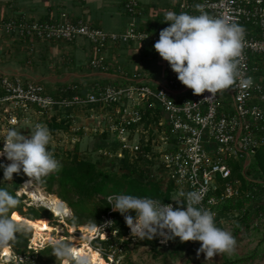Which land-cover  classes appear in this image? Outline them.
I'll use <instances>...</instances> for the list:
<instances>
[{
    "label": "built area",
    "instance_id": "obj_1",
    "mask_svg": "<svg viewBox=\"0 0 264 264\" xmlns=\"http://www.w3.org/2000/svg\"><path fill=\"white\" fill-rule=\"evenodd\" d=\"M124 8L130 21L129 28L122 33L107 32L83 21L73 22L67 16L58 22H48L15 15L0 21V34L66 42L85 37L95 50L90 66L109 72L111 64L106 60L105 50L110 44L146 41L154 45L161 31L141 27L147 21L140 0H124ZM177 8L179 13L191 15L203 11L214 17L227 16L245 28L241 71L245 77L253 78L251 88L241 90L234 87L214 96L208 92L187 95L190 89L185 90L186 86L178 80L175 72L162 78L137 72L132 77L121 75L116 82L106 86H91L85 93H81L82 86L78 84L62 87L55 93L41 82L7 77L0 82L5 93L0 96V104L12 102L20 112L33 106L48 117L46 119L58 117V121L62 119L59 112L67 113L69 108L88 111L100 127L95 132L109 134L111 141L115 140L118 145L117 151L105 149L101 154L123 158L128 151L135 161L148 160L154 180L165 181V185L173 184L170 201L149 198L175 206L172 200L184 201L181 192L201 191L202 206L210 208L215 219L226 204L242 201L241 208L228 211V214L236 213L240 217L241 223H235L233 228H241L240 232L250 229L264 232V204L261 200L264 180L249 173L253 158L264 146V0H182ZM96 108L101 109L98 117L94 116ZM50 111L56 113L50 116ZM74 115L77 114L68 115L72 124L76 121ZM7 120L10 125H18L20 114L9 111ZM43 124L47 126V123ZM81 130L78 127L75 131L79 133ZM237 161L240 169L236 167ZM238 170L248 183L254 185L245 186ZM115 213L111 208L103 215L99 226L108 221L112 223L93 234L89 244L100 250L106 264H125L124 243L132 235L128 227L127 233L119 237ZM244 219L247 221L243 222ZM114 238L119 240L94 245L98 239ZM159 243L170 244L161 237ZM34 245L31 249L35 252L42 249L38 242ZM20 259L25 263L23 256Z\"/></svg>",
    "mask_w": 264,
    "mask_h": 264
},
{
    "label": "clouds",
    "instance_id": "obj_2",
    "mask_svg": "<svg viewBox=\"0 0 264 264\" xmlns=\"http://www.w3.org/2000/svg\"><path fill=\"white\" fill-rule=\"evenodd\" d=\"M196 8L199 10L200 6ZM165 22L169 27L160 31L154 49L194 95L208 92L214 96L234 87L245 90L253 86V78L245 77L241 71L245 47L243 26L227 16L214 17L203 11L199 15L168 11ZM2 141L0 157L10 162L0 163L4 180L11 181L13 174L23 171L29 177L25 184H30L62 168L49 150L52 134L43 123H36L27 135L11 127ZM180 195L184 201L172 200L175 206L128 194L109 195L107 200L112 210L124 217L134 238L152 240L159 236L167 242L178 237L181 242H200L197 256L203 253L207 261L217 254H233L236 238L230 231L216 226L215 213L202 206L203 193L190 191ZM19 204V199L0 189V251L10 249L17 234L26 230L12 211ZM133 212L135 216L131 215ZM111 223L89 224L82 247L54 237L48 239L47 246L62 264H102L100 250H93L88 243L93 234Z\"/></svg>",
    "mask_w": 264,
    "mask_h": 264
},
{
    "label": "rangeland",
    "instance_id": "obj_3",
    "mask_svg": "<svg viewBox=\"0 0 264 264\" xmlns=\"http://www.w3.org/2000/svg\"><path fill=\"white\" fill-rule=\"evenodd\" d=\"M0 35L1 37L3 36L5 37V35L3 34ZM10 37L21 39L20 37L13 35H11ZM24 39H28V38H24ZM1 45L4 46V43H2ZM10 51L13 52L11 55L16 54L14 50L10 49ZM3 52L0 54V64H3L4 62L5 64H7L9 63L8 58L10 59L12 56H9L8 58L7 57L4 58L3 54L5 53L8 54L9 50L4 49ZM147 52H148L147 54L148 56L145 59L144 63H142L141 70H144L146 74V70L148 69L149 71L155 73V75L158 78L164 77V73L168 71L169 68H171L168 62L164 61L159 56V54L154 49V45L150 46ZM30 54L31 53L28 52V56ZM32 54H34V52H32ZM23 55L24 54L22 53V56ZM22 61H24V59L17 60V62L21 63V65L25 66V68L29 67L30 64H28V62L25 61L22 62ZM50 62L51 60L49 59V63ZM5 67H8V65H6ZM80 73L83 74L84 71ZM1 75L3 78H7V77L13 79L21 78L24 82L31 81V80H25L24 78L17 75L4 74V73H2ZM79 78L80 79L76 78L77 79L76 80L74 76L71 77L69 74H66V75L56 76L54 79L48 78L49 82H45L43 84H45L46 88L50 92L57 93L59 89H61L62 87L64 88L65 83L68 84L67 87L76 83H80L83 85L88 84V82L82 79V77ZM58 81L62 82L63 84L61 85L55 84ZM116 81L117 79H115L113 82ZM100 110H101L100 108H96V111L94 113L95 117H98V115L101 113ZM9 111H13V113L16 115H18V113L20 114V120L18 125H10L8 123L7 117ZM74 112L77 114L74 115L76 120L74 124L71 123V125L69 126L67 125L68 127L64 129H60L54 134L50 131L52 134V141L49 145V150L51 151L55 150L56 153L59 154V156L56 157V159L60 161L62 160V157L66 158V156H68L67 153L72 151L75 148L76 144L80 142L81 156L93 160L99 166H101L102 169L105 170L113 169L119 171L118 166L110 162V159L115 157L109 156L107 158H104L101 157L100 155L102 153L101 151L98 152L94 150L95 145H97V143L100 144L101 142L100 139L101 135L99 134V132H95L97 128L100 129L97 121L94 118L90 117V112L85 111L83 109L79 110L78 108H74ZM55 113L56 111L53 112L50 111L49 115L53 116ZM46 118L48 117H45V115L41 114L33 106L29 107L24 112H20L17 108H15V105L12 102H3L2 104H0V144H3L2 139L4 138L9 128L15 127L18 131H21L22 134L27 135L31 133L33 126L38 121L41 120L42 123L44 122L47 123L48 119ZM60 118H62V116H60ZM78 127L82 128L81 131L82 137L80 134H77L75 131L76 129H78ZM107 137H109V135ZM3 160H5L7 163H10L9 161L6 160V158ZM253 160H255V157L253 158ZM236 163H237L236 167L238 166V164L240 165V162L237 161ZM237 168L240 169L239 166ZM237 173L240 175V170H238ZM150 175L149 177H147L146 180L154 179L152 177V174ZM9 182H12V180ZM137 189L139 191H142L143 193L142 197L143 196L152 197V194L157 191L156 190L157 187L155 185H149L144 187L142 184H140L137 186ZM54 190L56 192L59 191L58 185L55 187ZM16 193L18 197L23 198V210L25 212L27 213L38 212L39 214L44 216L43 218H46L50 224L56 227V229L52 232L54 238H63L74 245L82 244L83 242H85L84 237L87 236L88 233L86 230H83L81 228L83 224L72 226L69 223L68 219L73 218L74 212L72 211V208L69 206L67 202L61 199L62 202L60 204V208L65 210L69 208L68 213L62 214L61 216H58L56 214L55 206L52 204L53 196H51V194L55 196H57V194L50 193L46 188L40 186V184L36 181H32L31 186L29 188L24 186V183H22L20 189ZM71 197L76 198L75 195H72ZM85 218L87 222L93 220V219H87V217ZM235 223L236 224L241 223L240 217L236 215V213L233 214L227 213V215H225V218L221 222L216 223L217 227L230 231L233 234V236L236 238L237 241L236 249L235 252L231 255L217 254L212 258V260L207 261L203 253L197 256V250L200 248V242H197L194 245H188V248H186L178 257L173 259L171 258V256L168 255V252H170L169 248L177 246L178 241H175L173 244H171L172 246L161 245L162 247H159L154 244L153 245L142 244L140 242V239L131 236V237H127L128 239H126L129 240L130 243L128 245H125L126 247L125 249L126 252L124 255L125 264H264V232H261L256 229H250L247 230L246 232H241L237 234L236 233L237 228L235 229L233 228ZM89 224L87 223L85 225H89ZM25 226H26V230L21 233H18L16 240L28 239V246L25 249L26 254L17 253L15 247L11 246L10 248L11 255L9 257L8 256L3 257V253L0 251V264H62V261L57 260L56 257L52 255V248L45 251L42 254L40 260H37L39 255L37 252L35 253V255H33L31 252L29 253L32 246H35L34 244H36L37 242L33 241L34 233H35L34 229L28 226L27 224H25ZM47 241L48 240H41V238H39L38 244L42 246V249L45 246L44 247L45 249L46 247H48ZM22 246L21 248L23 249ZM21 256L24 257L23 260H25V263L21 262L20 259Z\"/></svg>",
    "mask_w": 264,
    "mask_h": 264
},
{
    "label": "crops",
    "instance_id": "obj_4",
    "mask_svg": "<svg viewBox=\"0 0 264 264\" xmlns=\"http://www.w3.org/2000/svg\"><path fill=\"white\" fill-rule=\"evenodd\" d=\"M181 1L140 0L146 13V21L149 20L155 24L164 22V25H169L165 22V15L168 11L179 14L177 4ZM15 15H25L31 20L48 22H58L67 16L73 22L83 21L93 27L114 33L125 32L129 28L130 21V16L124 8V0H0V19ZM2 43L4 46L1 45ZM150 46L152 44L146 41L110 44L105 50V57L111 64V69L109 72H101L90 66V62L95 56V50L94 45L85 37H80L73 42H66L17 39L0 35V54L4 49H8V54H3L4 58L12 56L10 59L8 58L9 63L0 64V75L2 73L17 75L25 80L41 83L49 82L48 78L54 79L56 76L66 74L74 76L75 79L82 77L88 84L98 80L114 81L124 74L132 77L137 72H144L141 70V65L148 56L147 50ZM10 49L14 50L16 54L11 55L13 52ZM28 52L31 53L29 56ZM19 59L28 62L29 67L25 68L21 63H18ZM6 65L8 67H5ZM82 71H84L83 74L80 73ZM172 72V69L169 68L164 73V77ZM146 73L157 77L148 69ZM55 84L63 83L58 81ZM185 90L188 88L185 87ZM191 92L190 89L187 95H190Z\"/></svg>",
    "mask_w": 264,
    "mask_h": 264
},
{
    "label": "trees",
    "instance_id": "obj_5",
    "mask_svg": "<svg viewBox=\"0 0 264 264\" xmlns=\"http://www.w3.org/2000/svg\"><path fill=\"white\" fill-rule=\"evenodd\" d=\"M144 14L146 15L145 11ZM6 19H0V21H5ZM164 22L162 24L159 23H151L149 20L142 25L141 27L143 29H146L148 31H159L164 28H167L169 25H164ZM4 35V34H3ZM6 36V35H5ZM8 36V35H7ZM29 39V38H28ZM2 75H0V81L2 79ZM113 81L105 80V81H96L92 84L82 85L80 83H76L78 85L82 86L81 93H85L89 90V88L92 86L99 85H108L112 83ZM67 83L64 84V87H67ZM5 93L2 91V88L0 87V96H3ZM97 106V105H93ZM67 113L59 112V115L62 116L61 121H58V117H54L53 119L47 120V127L49 130L54 134L60 129H64L71 125L72 121L68 117V115L75 113L74 108H69L66 111ZM68 125V126H67ZM82 131V130H81ZM79 132L77 134H80L82 137V132ZM109 134H101L100 144L97 143L95 145L94 150L95 151H101V150H118V145L116 141L110 140ZM104 139V140H102ZM113 139V138H112ZM115 139V138H114ZM3 144H0V149L2 148ZM54 153L55 158L59 156V154L56 153L55 150L52 151ZM68 156L66 158L62 157V160H60V163L62 165V168L55 173H52L44 178H42L41 181H36L40 184V186L46 188L50 193L57 194V196L62 199L63 201L67 202L69 206L72 208V211L74 212V216L72 219H68L69 223L72 226L76 225H85L89 223H95L99 225L103 220V215L106 214L110 209L111 205H109L107 201V197L111 194H128V195H134L138 197H142V191H139L137 189V186L142 184L144 187L149 185H155L157 187V191L152 194V197L161 199L163 201H170L172 197V191L174 189V186L172 183H169L168 185H165V181H156L154 179L152 180H146L147 177H149L150 174H152L151 167L148 165V160L140 159V160H133L130 152H125V155L123 158L115 157L110 159V162L116 166H118L119 171L116 170H105L102 169L101 166H99L96 162H94L91 159H88L86 157H83L80 155V142H78L75 146V148L67 153ZM101 157H105L103 154H100ZM0 163L7 164V162L3 159H0ZM120 172V173H119ZM249 173L253 175L254 178L264 180V146L259 149L258 153L255 156V160L252 161L249 169ZM151 176V175H150ZM240 177L244 179V177L240 174ZM29 177H27L23 171H21L19 174H13L12 182H9L8 180H4L3 176V169L0 168V189H6L11 195L19 199L20 204L17 208L13 209L12 211H18L24 216H28L32 219H38L43 218L41 214L38 212H32L27 213L23 210V198L17 196V191L20 189V186L25 181H28ZM245 186H252L254 183H248L244 179ZM58 185L59 191L56 192L54 189ZM261 192L264 195V188H261ZM72 195H75V197H71ZM262 203L264 204V197L261 199ZM243 206L242 201L238 202H230L226 204L222 209H220V213L218 218L215 219L218 220L219 218L225 217L227 215L228 211H230L232 208H241ZM131 215L135 216V213H131ZM87 219H93L87 222ZM91 217V218H90ZM243 222H246L247 220H242ZM115 227L117 228L119 232V237L125 235L128 229V226L125 223L124 217L119 213H115ZM241 228H237V234L240 232ZM115 240H119V238H114L112 240H96L94 242L95 247L108 244L110 242H113ZM175 241H178L177 246L170 247L168 252V255L171 256V258L178 257L186 248H188V245H194L197 242H181L179 238H175L174 240H169V245L173 244ZM142 244L145 245H157L159 247H162L159 243V237H155L152 240L144 239L140 240ZM130 243L129 240L125 241V245H128ZM20 245V247H19ZM23 245V246H22ZM13 247H15L17 253L19 254H26V248L28 246V239H19L16 240L13 244ZM23 247V249L21 248ZM172 246V245H171ZM51 247H46L45 249H42L38 251V259L40 260L42 257V254L50 249ZM194 250V248H193ZM32 253L35 255V251L31 249L29 253ZM35 260V261H37ZM32 261V260H31Z\"/></svg>",
    "mask_w": 264,
    "mask_h": 264
},
{
    "label": "bare ground",
    "instance_id": "obj_6",
    "mask_svg": "<svg viewBox=\"0 0 264 264\" xmlns=\"http://www.w3.org/2000/svg\"><path fill=\"white\" fill-rule=\"evenodd\" d=\"M27 182L28 181L24 182V186L29 188L31 186V183L25 184ZM51 196H53L52 204L55 206L56 214L58 216H61L62 214H67L69 211V208H67L66 210L60 208V204H61L62 200L55 195L51 194ZM13 212L15 213V216L20 221H22L23 223L27 224L28 226H30L34 229V231H35L34 238H33L34 242H38L39 238H41V240H48L50 237H54L52 232L56 229V227L53 226L52 224H50L46 218L32 219L28 216L22 215L18 211H13ZM87 227H88V225H82L81 226V228L83 230H86ZM73 230H74V228H73ZM104 236H106V234H104ZM84 243L85 242H83L82 244H75V245L82 247V246H84ZM88 247L92 248L93 250H96L89 243H88ZM1 252L3 253V257H6V256L9 257L11 255V249H5ZM101 261H102V264H106V262L102 256H101Z\"/></svg>",
    "mask_w": 264,
    "mask_h": 264
}]
</instances>
